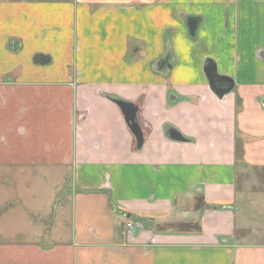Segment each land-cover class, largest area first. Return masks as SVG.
<instances>
[{
    "label": "crops",
    "instance_id": "crops-1",
    "mask_svg": "<svg viewBox=\"0 0 264 264\" xmlns=\"http://www.w3.org/2000/svg\"><path fill=\"white\" fill-rule=\"evenodd\" d=\"M242 185L264 186V0H0V264H264Z\"/></svg>",
    "mask_w": 264,
    "mask_h": 264
},
{
    "label": "water",
    "instance_id": "water-1",
    "mask_svg": "<svg viewBox=\"0 0 264 264\" xmlns=\"http://www.w3.org/2000/svg\"><path fill=\"white\" fill-rule=\"evenodd\" d=\"M189 29H190L191 34L193 35L195 30L197 29V23L191 22L189 25ZM208 77L211 83L212 90L220 98H222L224 95H226L233 89V82L229 80L228 78L218 76L216 73L215 66L208 69ZM220 84L221 85L228 84L229 86H227L226 88H220L219 87ZM119 105L123 110L125 120L132 134L136 138L138 147H141V145L143 144V136L139 128V125L136 122L137 109L134 106H131L124 102H119ZM170 137L174 140H179V141L183 140L181 136H179V134L175 132H172L170 134Z\"/></svg>",
    "mask_w": 264,
    "mask_h": 264
},
{
    "label": "rangeland",
    "instance_id": "rangeland-1",
    "mask_svg": "<svg viewBox=\"0 0 264 264\" xmlns=\"http://www.w3.org/2000/svg\"><path fill=\"white\" fill-rule=\"evenodd\" d=\"M245 187L242 185L241 188V192L243 193V197L245 198V200L246 198L247 200H251L252 198V201H258L264 194V186H261L260 188H253L249 186H247L246 188ZM257 205H255V203L253 202H250L249 205H245L246 207H244L243 211H246L248 215H250V217L253 219V223L256 222L258 224H262L261 221L264 220V204H259V206ZM2 240H6V238L4 237ZM261 240L264 241V237L261 238Z\"/></svg>",
    "mask_w": 264,
    "mask_h": 264
},
{
    "label": "built area",
    "instance_id": "built-area-1",
    "mask_svg": "<svg viewBox=\"0 0 264 264\" xmlns=\"http://www.w3.org/2000/svg\"><path fill=\"white\" fill-rule=\"evenodd\" d=\"M131 225H129V227H130Z\"/></svg>",
    "mask_w": 264,
    "mask_h": 264
}]
</instances>
